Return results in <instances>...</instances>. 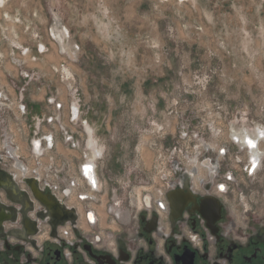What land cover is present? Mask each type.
<instances>
[{
    "label": "rangeland",
    "instance_id": "374dc122",
    "mask_svg": "<svg viewBox=\"0 0 264 264\" xmlns=\"http://www.w3.org/2000/svg\"><path fill=\"white\" fill-rule=\"evenodd\" d=\"M24 1L40 14L34 66H20L21 73L33 71L35 77L20 75L16 86L26 95H19L17 107L30 101L33 91L35 101L47 93L54 103L40 100L39 114L28 110V119L20 117L17 124L29 131L41 116L40 128L52 129L57 140L63 127L76 141L74 149L63 143L67 162L83 158L91 163L103 155L110 178L106 191L113 193L122 220L128 219L129 194L154 197L163 177L176 168L190 170L196 158L219 159L217 151L226 146L247 160L233 137L257 139V132L264 131V0H12L14 8ZM54 13L63 17L58 24ZM40 43L49 53L39 49ZM63 68L68 80L62 78ZM56 103L62 108L56 109ZM74 106L79 117L73 121ZM2 112L1 169L18 179L30 178L34 170L66 184V170L56 173L59 169L48 164L60 148L43 147L37 161L30 147L11 142L13 117ZM257 151L263 167L250 199L264 209V136ZM87 194L95 200L101 195ZM80 204L112 223L104 206L91 200ZM81 226L86 227L84 220Z\"/></svg>",
    "mask_w": 264,
    "mask_h": 264
},
{
    "label": "flooded vegetation",
    "instance_id": "af4514ba",
    "mask_svg": "<svg viewBox=\"0 0 264 264\" xmlns=\"http://www.w3.org/2000/svg\"><path fill=\"white\" fill-rule=\"evenodd\" d=\"M59 94L56 92L57 96ZM51 98L46 93L40 100L47 99L48 104H53ZM40 100L28 101V107L20 104L17 110L22 116L28 110L31 115L39 114ZM55 108L59 110L62 105L56 103ZM78 117L79 107H71L70 119L74 121ZM41 119L40 116L37 121L43 122ZM47 121L54 120L48 118ZM80 121L91 136L87 120L81 118ZM38 127H30V145L33 156L40 161L41 149L51 151L55 148L53 138H58L53 132L41 137ZM59 129L63 133L60 140L76 148L73 137L63 127ZM241 136L256 143V147L251 148L246 141L233 137L234 143L239 144L237 149L246 150L247 160L233 152L230 154L226 146L217 151L219 159L209 155L196 158L190 170L176 168L161 179L158 199L140 192L142 204L137 206L130 203L129 194L127 204L132 209L128 210L127 220H122L116 208L119 204H113V193L106 191L110 178L106 176L107 162L103 155L96 156L91 163L83 158L70 163L61 156L51 157L49 169L56 167L59 169L56 173L65 169L67 185L58 176L48 178L42 186L30 177L37 181L42 196L53 201L49 208L27 187L24 179L29 178L18 179L0 167V264H264V209L256 207L250 199L254 195L251 188L259 183L263 167L257 145L264 131L257 132V139L252 135ZM6 153L8 159L13 158L10 150ZM85 170L92 173L89 176L95 180V187L92 189L88 184L90 189L79 199L86 181L81 172ZM8 181L16 184L15 192L2 188ZM88 191L101 195L95 200ZM104 194L110 204L103 201ZM70 198L74 202L91 200L104 206L105 214L113 222L101 221L97 209L89 211L86 205L80 204L79 208L67 205ZM59 206L74 210L73 223ZM83 220L86 227L81 226ZM61 228L69 230L70 241L59 235Z\"/></svg>",
    "mask_w": 264,
    "mask_h": 264
},
{
    "label": "crops",
    "instance_id": "0c3cea01",
    "mask_svg": "<svg viewBox=\"0 0 264 264\" xmlns=\"http://www.w3.org/2000/svg\"><path fill=\"white\" fill-rule=\"evenodd\" d=\"M27 2L28 1H24L23 3L20 4L19 7L14 8L13 6L14 4L12 3V0H0V95L5 101V103H3L4 105H0V111L1 112L3 111L2 113L5 114L4 116L2 115L3 117H6V115L8 117L9 116L13 117V120L11 121H13V123L15 124V128L12 129L13 128L11 127L12 122L11 124H9L10 126L9 130L12 133V136L10 135L11 142L17 144L18 148L30 147V151H31L30 127H29V131L28 129L26 131L25 126H23L24 123L22 125L17 124V121L18 122L20 121V117L22 118L23 116H26L28 119V113L27 115L22 116L17 110L19 95L21 94L22 99H25L24 95H26V93L23 92L19 93V89L16 86V83L19 82L20 75L22 73L26 80H32L35 77L33 71L28 72L23 70L22 73L20 72V66H25V68H27L28 66H34V62H35L34 54H36L35 44L37 43V37H38V33L36 32L37 31L36 23H37V16L40 14V12L36 8H32L31 5H28ZM54 14H55L54 19L55 21H57L56 24H58V21L60 19L61 21L63 20L61 14L58 13H54ZM29 16H31L32 18H29ZM60 37L61 35L59 36V38ZM59 40H61V38ZM61 41L63 43V40ZM30 43H32L33 45H31ZM40 44H41L40 45L41 49L42 46L45 49L47 48L46 45L42 43ZM62 49L66 54L68 53L66 49V45H62ZM44 51H45L44 54L49 53V50H44ZM15 52L17 55L15 54ZM21 52L24 53L20 56ZM20 59H23V61ZM20 63H22V65H20ZM30 74H32V76ZM33 94H35V91L31 93L30 97H32ZM30 97L29 100L35 101V98H30ZM24 105L28 107V101ZM38 126L39 125H36V127ZM38 130H40L41 132L42 135L41 137L52 134L51 133L52 129H50L51 131H45L44 129L42 130L39 126ZM25 131L26 133H24ZM22 138H24L25 143L22 142ZM32 140L34 141L36 139L32 138ZM53 142L55 149L60 148L58 152L59 155L57 156H61L64 157L65 159H68L67 151L62 150L64 142L62 140H56L55 138H53Z\"/></svg>",
    "mask_w": 264,
    "mask_h": 264
},
{
    "label": "built area",
    "instance_id": "2783aa9c",
    "mask_svg": "<svg viewBox=\"0 0 264 264\" xmlns=\"http://www.w3.org/2000/svg\"><path fill=\"white\" fill-rule=\"evenodd\" d=\"M30 177H33V178H35L36 180H38V182H39V184L42 186V184H43V182L45 181V180H48V177H47V175L44 173V174H40V173H38L37 171H34V170H32V172H31V174H30ZM28 178V177H27ZM83 186H85L84 188L85 189H90V187H89V185H88V183L86 182V181H84V185ZM54 187V186H53ZM85 189H83L82 191L83 192H81L79 195H78V198L79 199H81V198H84V196H81L82 194H84L86 191H85ZM156 191V193L157 194H154V198H157L158 199V195H159V192H158V190L156 189L155 190ZM145 194H148L147 192H144ZM136 193H133V194H130V197H131V200H130V203L131 202H133V204H136L137 206H140L142 203L140 202V197H139V194H137V195H135ZM57 195H59L60 196V198H62L61 197V195L59 194V193H57ZM150 196H152L153 197V195L151 194ZM72 198H75L74 197V195L72 196ZM72 198H70V199H68L67 201H66V204L67 205H69V206H78V208H79V205H80V203L79 202H73L72 200ZM63 199V198H62ZM158 205H160L159 203H158ZM130 206V205H129ZM86 208L87 209H89V211H91V209H90V207L88 206V205H86ZM130 209H132V208H130ZM81 213V216H82V212H80ZM110 222H113V220H110ZM87 223H89L88 221H87ZM59 235L62 237V238H64L65 240H67V241H70V232H69V230L68 229H66V228H61V229H59Z\"/></svg>",
    "mask_w": 264,
    "mask_h": 264
},
{
    "label": "water",
    "instance_id": "95a60500",
    "mask_svg": "<svg viewBox=\"0 0 264 264\" xmlns=\"http://www.w3.org/2000/svg\"><path fill=\"white\" fill-rule=\"evenodd\" d=\"M81 174L83 175V177L86 179V181H87V177H86V172L84 173V172H81ZM93 177V176H92ZM24 182H25V184L27 185V187H29L30 188V190H31V192L33 193V195L36 197V199L38 200V201H40V203L42 204V205H44L45 207H48L49 208V205L51 204V203H53V201H51L50 199H48V198H46V197H44V196H42V192L38 189V187H37V181L35 180V179H24ZM88 182V184L89 185H91L90 184V182L89 181H87ZM93 185V184H92ZM91 185V187H92V189H94V187H95V185H93L92 186ZM2 188H4L5 190H10V191H12V192H15L16 190H17V186H16V184H14L13 182H9L8 181V183H6V184H4L3 186H2ZM170 202V206H172V201H169ZM54 204V203H53ZM60 207V206H59ZM173 207V206H172ZM63 211H64V213H66L67 215H68V217H69V220L73 223L74 222V220H75V212H74V210H65V208L63 207V206H61L60 207Z\"/></svg>",
    "mask_w": 264,
    "mask_h": 264
},
{
    "label": "bare ground",
    "instance_id": "6f19581e",
    "mask_svg": "<svg viewBox=\"0 0 264 264\" xmlns=\"http://www.w3.org/2000/svg\"><path fill=\"white\" fill-rule=\"evenodd\" d=\"M7 19H8V17H7ZM12 19H13V18H12ZM60 38H61V40H62V37H60ZM39 49H41V48H39ZM42 49H44L43 46H42ZM42 49H41V50H42ZM61 69H62V68H61ZM60 72H61V71H60ZM62 72H63V76H62V78H64V80H65V78L68 80V79H69V74H68V72L66 71V69L63 68ZM74 110H75V109H74ZM74 113H75V112H74ZM258 136H259V135H258ZM233 139H234V138H233ZM252 140H255V139H252ZM245 141H246V144H247V145H250L251 148L254 147L255 144H256V143L251 142L250 138H247V136H246V137H244V136H240V142H245ZM246 144H245V146H246ZM243 145H244V144H243ZM255 147H256V146H255ZM253 149H254V148H253ZM249 150H250V149H249ZM255 156H256V155H255ZM13 160H14V159H13ZM15 160H16V159H15ZM85 172H86L85 175H86V177H87V181H89V180H88V178H89V179H90V181H89L90 184H91V185H92V184L94 185L95 180L89 176V175L92 174V173H89L87 170H85ZM85 172H84V173H85ZM93 185H92V186H93ZM90 215H92V213H90L89 216H90ZM89 216H88V218H89ZM98 216H99V214H98ZM99 217H100V216H99ZM91 220H93V219L91 218Z\"/></svg>",
    "mask_w": 264,
    "mask_h": 264
}]
</instances>
